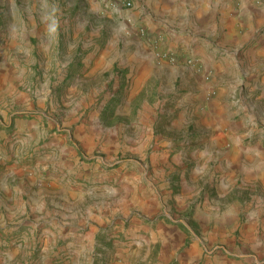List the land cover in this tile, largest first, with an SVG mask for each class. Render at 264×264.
Wrapping results in <instances>:
<instances>
[{
  "label": "rangeland",
  "instance_id": "1",
  "mask_svg": "<svg viewBox=\"0 0 264 264\" xmlns=\"http://www.w3.org/2000/svg\"><path fill=\"white\" fill-rule=\"evenodd\" d=\"M8 9L0 5V264H264V221L244 230L264 183L219 199L218 166L196 179L201 126L177 117V83L159 74L178 62L172 52L133 34L125 8L90 25L80 13L74 27ZM201 199L213 218L235 219L202 216Z\"/></svg>",
  "mask_w": 264,
  "mask_h": 264
},
{
  "label": "crops",
  "instance_id": "2",
  "mask_svg": "<svg viewBox=\"0 0 264 264\" xmlns=\"http://www.w3.org/2000/svg\"><path fill=\"white\" fill-rule=\"evenodd\" d=\"M233 1L132 0V7L123 17L116 0H0V5L8 6L10 14L19 9L35 14L50 13L52 21H66L72 27L79 24L80 13L84 14L82 22L90 25L91 19L109 9L118 13L123 22L125 19L132 22L133 34L138 29L143 31L141 40L156 42L158 39L160 47L172 52L178 61L159 73L177 83L173 86L177 98L172 109L177 111V117L194 119L201 126L192 138L195 146L190 151L196 157V179L202 180L208 163L218 166L215 187L220 199L230 188L250 191L247 187L264 183V132L259 128L264 127V32L259 34L256 27L264 23V8L242 0L232 10ZM42 17L39 22L45 20ZM35 19L33 16L28 21L36 27ZM136 56L140 66L150 58L144 52ZM185 56L194 58L195 65H188L189 58ZM146 71L147 75L155 74L152 69ZM175 121L172 118L170 124L174 125ZM259 133L256 146H245L247 139ZM167 145L164 143L162 155L169 153ZM245 171H249L251 180L243 184ZM156 193V202L151 199L149 202L152 206L163 198ZM252 199H256V204L249 210L251 221L244 227L246 233L258 231L262 228L259 221H264V208L259 205L264 197ZM202 202L201 199L196 204L195 211L210 216L211 221L217 217L235 219L230 210L223 215L216 213L213 218L212 212H204Z\"/></svg>",
  "mask_w": 264,
  "mask_h": 264
},
{
  "label": "built area",
  "instance_id": "3",
  "mask_svg": "<svg viewBox=\"0 0 264 264\" xmlns=\"http://www.w3.org/2000/svg\"><path fill=\"white\" fill-rule=\"evenodd\" d=\"M116 5L120 8L130 9L132 7V3L130 0H116ZM174 61V57L171 58Z\"/></svg>",
  "mask_w": 264,
  "mask_h": 264
}]
</instances>
